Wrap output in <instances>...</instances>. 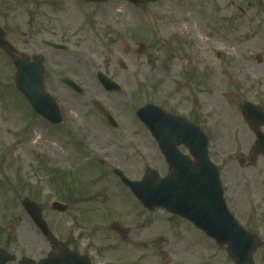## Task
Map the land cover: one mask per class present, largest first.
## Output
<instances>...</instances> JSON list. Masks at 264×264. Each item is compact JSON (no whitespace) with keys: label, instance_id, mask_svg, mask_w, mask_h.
<instances>
[{"label":"rangeland","instance_id":"obj_1","mask_svg":"<svg viewBox=\"0 0 264 264\" xmlns=\"http://www.w3.org/2000/svg\"><path fill=\"white\" fill-rule=\"evenodd\" d=\"M0 27L18 55H44L45 89L63 115L56 126L33 113L15 89V68L0 49V235L19 240L11 251L42 246L22 217L21 200L27 198L52 224L61 220L72 234L91 236L83 245L105 248L111 264H235L226 248L186 221L144 209L113 174L119 169L139 181L152 168L161 178L168 175L155 140L136 115L147 104L187 118L205 132L211 160L223 169V186L235 194L228 197L230 209L240 223L258 224L264 240V159L238 169V159L249 158L255 143L241 106L264 107V0L144 6L0 0ZM43 41L70 50H53ZM140 44L145 45L141 53ZM97 72L113 79L121 92H106ZM62 78L73 79L84 94L62 85ZM97 104L113 115L117 128L108 125ZM94 129L105 133L101 146L95 144ZM242 182L251 188L249 196L241 195ZM55 201L69 206L67 217L52 210ZM113 222L129 226L131 240L113 235ZM160 237L168 244L154 247L151 241ZM254 264H264V250Z\"/></svg>","mask_w":264,"mask_h":264},{"label":"water","instance_id":"obj_2","mask_svg":"<svg viewBox=\"0 0 264 264\" xmlns=\"http://www.w3.org/2000/svg\"><path fill=\"white\" fill-rule=\"evenodd\" d=\"M88 3H106L117 0H85ZM135 6L155 3L161 0H122ZM45 45L57 50H67L62 45L44 42ZM0 48L11 58L16 69L15 86L29 101L32 109L53 124L62 122L61 111L55 100L44 88V57L36 55L30 61L27 55H18L15 48L7 41L5 31L0 27ZM140 51L145 45L140 44ZM129 49L126 48V52ZM258 61L262 57L258 56ZM121 68L126 65L120 63ZM97 78L108 92H119L120 87L110 78L99 72ZM76 93L83 90L71 79L61 81ZM100 110H102L99 107ZM103 111V110H102ZM243 115L253 130L257 143L253 151L252 162L258 154L264 155V110L261 106L251 103L242 105ZM108 123L117 127L113 117L103 111ZM139 119L149 129L159 144L162 154L169 164V175L160 179L158 173L148 169L142 181L132 182L123 173L115 171L122 182L130 188L137 200L148 210L165 209L190 221L220 246H228V255L236 264H253V255L260 246L256 238L239 226L229 212L223 197V189L217 167L209 158V140L204 132L188 120L175 117L154 105H147L137 112ZM188 149L194 161L184 155L179 147ZM27 211L33 215L35 222L44 230L39 207L28 200L23 201ZM55 210L65 212L67 207L58 203L53 204ZM44 227V228H43ZM119 226L112 225L113 229ZM158 239L157 244L163 243ZM7 254L0 250V264H7ZM21 264H25L21 263Z\"/></svg>","mask_w":264,"mask_h":264},{"label":"flooded vegetation","instance_id":"obj_3","mask_svg":"<svg viewBox=\"0 0 264 264\" xmlns=\"http://www.w3.org/2000/svg\"><path fill=\"white\" fill-rule=\"evenodd\" d=\"M255 144V143H254ZM260 159V158H259ZM238 169L245 171L247 169H251L250 159L240 157L238 159ZM220 170V175L222 176L223 169ZM247 182H242L240 184V193L242 196H249L250 189L248 187ZM224 189V196L227 203H230L228 197L231 195H235L231 192V189L225 188ZM232 211V210H231ZM233 212V211H232ZM234 214V212H233ZM235 215V214H234ZM66 214H60L58 217H67ZM71 216V215H70ZM29 222L32 226V232L38 237L35 238L34 242H42V246L38 249H32L30 251H17L13 252L9 249V246L12 244H16L19 242L16 238L12 237H1L0 235V248L5 250L9 257L13 259L12 262L9 264H19L23 260H27L26 264H111V260L109 258V252L105 251L106 249L103 247H94L92 245H83V241H87L90 237H88L85 232H81L78 234H72L71 230L64 229L63 225L59 223L61 220L58 221L57 224H52L48 219L45 213L43 212L42 218L47 224L48 231L50 232L49 236L43 234V232L38 228L33 220V216L26 213L22 216ZM238 219V217L235 215ZM239 220V219H238ZM17 221V220H16ZM240 221V220H239ZM1 223V222H0ZM248 231L258 236V238L263 243V247L261 250H264V240L258 234L257 230L255 229L258 224H251V220L249 219L248 222L245 224L241 223ZM122 227L127 228L124 229L127 233L121 234L115 231H109L118 237L124 243H127L131 240L133 235V230L127 226L122 225ZM261 226V225H259ZM123 229H121L123 231ZM26 232H29L26 230ZM203 235L201 232H199ZM126 240H123L125 239ZM91 239V238H90ZM27 241V240H26ZM25 241V242H26ZM152 242V241H151Z\"/></svg>","mask_w":264,"mask_h":264},{"label":"bare ground","instance_id":"obj_4","mask_svg":"<svg viewBox=\"0 0 264 264\" xmlns=\"http://www.w3.org/2000/svg\"><path fill=\"white\" fill-rule=\"evenodd\" d=\"M88 40L90 42L91 41V38L88 37ZM93 135H94V137H96L95 144L101 146L103 144V140L105 138V133L103 131H101V130L94 129Z\"/></svg>","mask_w":264,"mask_h":264}]
</instances>
